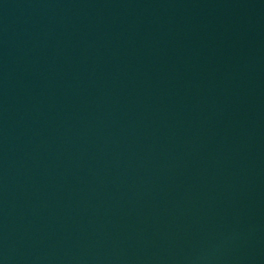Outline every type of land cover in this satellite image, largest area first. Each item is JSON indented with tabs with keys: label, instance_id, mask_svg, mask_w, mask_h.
Wrapping results in <instances>:
<instances>
[{
	"label": "water",
	"instance_id": "95a60500",
	"mask_svg": "<svg viewBox=\"0 0 264 264\" xmlns=\"http://www.w3.org/2000/svg\"><path fill=\"white\" fill-rule=\"evenodd\" d=\"M0 264H264V0H0Z\"/></svg>",
	"mask_w": 264,
	"mask_h": 264
}]
</instances>
